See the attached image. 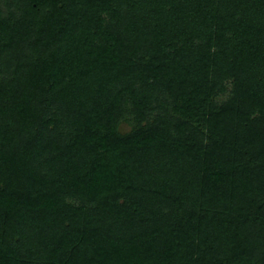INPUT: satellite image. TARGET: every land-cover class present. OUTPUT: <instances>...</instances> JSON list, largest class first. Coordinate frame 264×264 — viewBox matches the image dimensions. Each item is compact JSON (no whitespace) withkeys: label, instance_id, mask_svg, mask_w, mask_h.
Here are the masks:
<instances>
[{"label":"trees","instance_id":"16d2710c","mask_svg":"<svg viewBox=\"0 0 264 264\" xmlns=\"http://www.w3.org/2000/svg\"><path fill=\"white\" fill-rule=\"evenodd\" d=\"M0 264H264V0H0Z\"/></svg>","mask_w":264,"mask_h":264}]
</instances>
